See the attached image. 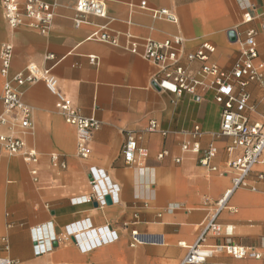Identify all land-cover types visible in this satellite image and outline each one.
<instances>
[{
	"label": "crops",
	"instance_id": "1",
	"mask_svg": "<svg viewBox=\"0 0 264 264\" xmlns=\"http://www.w3.org/2000/svg\"><path fill=\"white\" fill-rule=\"evenodd\" d=\"M140 1L106 0V17L87 15L75 26L76 0H56L53 21L41 33L26 27L11 29L0 0V58L3 44L13 47L6 76L0 59V114L4 82L33 61L53 66L59 91L83 116L93 115L100 123L91 134L89 155L83 158L76 153L75 127L59 114L46 84L12 82L30 108V130L22 135V150L34 149L37 155L34 163L26 162L20 153L7 154L0 146V256L10 257L14 264H180L214 213L216 200L231 188L230 174L220 170L241 150L229 154L231 139L217 133L221 115L213 91L199 87L203 99L196 101L188 94L175 97L154 89L149 79L157 66L137 53L145 38L163 41L179 35L182 54L193 53L206 41L215 47L209 61L230 70L242 46L229 40L228 31L233 29L242 38L253 29L258 52L254 60L263 65L264 74V29L256 17L264 11V0H243L253 5L254 18L248 23L242 22L240 0H143L145 7ZM149 9H167L177 22L153 18ZM103 25L118 35L120 44L131 35L138 44L136 53L88 38ZM49 53L53 58L45 60ZM180 61L192 72L202 65L184 56ZM246 91L250 98L244 114L250 121L264 122L262 82H249ZM152 121L156 129L149 130ZM196 124L202 133L201 148L216 146L211 161L215 171L198 163V153L181 150ZM7 131L0 127V132ZM127 133L147 153L138 164L127 165L121 153ZM91 169L106 176L97 191L90 184ZM246 183L234 189L227 207L216 213L215 222L231 225V235L208 233L203 245L213 248L231 241L254 247L261 256L233 258L218 251L201 264H264V160L253 166ZM109 185L117 191L109 190ZM107 194L111 201L102 205L99 198ZM78 223L85 229L110 227L117 237L89 249L90 232L83 230L75 237L67 233L78 230ZM132 229L139 234V243L133 246ZM35 236L42 237L45 246L53 236L58 241L51 251L37 255Z\"/></svg>",
	"mask_w": 264,
	"mask_h": 264
},
{
	"label": "built area",
	"instance_id": "2",
	"mask_svg": "<svg viewBox=\"0 0 264 264\" xmlns=\"http://www.w3.org/2000/svg\"><path fill=\"white\" fill-rule=\"evenodd\" d=\"M55 1L56 0H1L4 16L8 26L12 28L26 27L38 30L41 33H46L55 16ZM139 5L145 7V1H140ZM240 8L242 9V22L254 18L251 12L253 5L249 1L240 0ZM74 9L77 16L73 23L79 26L84 22L87 15H93L98 18L106 17V0H76ZM153 18H161L172 23L177 22V16L167 9H149ZM264 29V11L256 15ZM229 40H237L241 43L242 49L239 56L235 59L230 70L220 68L216 63L209 61V56L215 50L213 44L206 41L202 42L200 47L193 53L182 54V37L175 35L163 41H155L149 38L142 40V50L137 53L144 59L152 62L157 66V70L150 76V85L157 90H166L179 97L182 94H188L194 100L203 99L198 94V88H209L213 91L215 101L220 105V123L218 135L229 137L231 143L226 147L229 154L234 153V149L239 148L241 152L229 160L226 165L220 170L223 174H230L231 188L226 190L224 194L216 200L214 213L204 223V228L199 235L195 244L188 246L187 254L181 259L180 264H201L210 255L218 251L225 252L233 258L244 257H260L261 254L254 248L244 246L233 242H224L217 244L213 248L205 247L203 241L208 233L217 236L223 233L225 236H230L232 226L215 222L216 213L222 208H226V201L234 189L246 187V179L253 170V166L264 160V122L250 121L244 112L249 109V94L246 87L249 82L258 80L262 82L264 90V74L263 65L255 63V58L258 55L257 41H255V31L249 29L244 37L239 38L235 30L230 29L227 33ZM120 44L118 35L107 28L105 25L95 29L89 35V39L100 43L110 44L125 50L136 53L138 44L131 41ZM13 47L9 44L1 46V73L6 76L11 67ZM189 61L197 59L202 62L201 67L192 72L188 70L180 61L182 57ZM53 58L49 53L45 56V60ZM91 61L96 60L95 57H89ZM52 67H41L31 61L26 64L23 71L15 73L11 80L4 82L3 91L1 94V102H3V112L0 114V127H6L7 132H0V146L7 154L20 153L23 160L32 162L37 160L36 151L34 149L22 150L25 147V141L22 135L30 130V108L21 99V95L16 87L12 84L14 81L18 85L26 82L32 83L38 80L44 82L47 88L55 95V106L59 114L63 117L66 123H70L75 127L77 142L76 153L83 158L88 157L90 150L89 143L92 138V132L99 127V120L93 116H83L74 106L72 100L66 98L58 88L57 78L52 72ZM264 114V112H263ZM149 130L156 129V122L152 121L148 127ZM163 134L166 131H162ZM190 140L184 141L181 144L183 152L198 153V163L211 170H217V167L211 164L212 159L216 154V146L212 143L208 144L204 149L200 145V137L202 136L198 124L193 126L188 132ZM126 138L121 147L124 161L127 165L138 164V159L146 155L144 148H139L137 139L131 133L126 134ZM22 150V151H21ZM161 152L158 157L164 155ZM180 157L175 161L179 162ZM90 184L96 190L97 184L106 179L104 172L101 170L91 169ZM34 174V171H32ZM262 178V174L258 175ZM109 190L116 192L115 185H109ZM97 191V190H96ZM94 195H91L93 198ZM97 199V198H96ZM99 202L104 205V196H100ZM78 230L67 229L69 236H74L83 230L90 232L91 238L87 242V248L101 245L113 240L117 237V233L110 227L93 228L90 225L84 228L82 223L76 224ZM130 244L136 245L139 243V234L132 229L130 233ZM4 247L8 249L6 238H2ZM58 239L53 236L45 246L43 238L35 236L33 246L35 254H43L49 252L53 248V244ZM0 264H14V261L8 256H0Z\"/></svg>",
	"mask_w": 264,
	"mask_h": 264
},
{
	"label": "water",
	"instance_id": "3",
	"mask_svg": "<svg viewBox=\"0 0 264 264\" xmlns=\"http://www.w3.org/2000/svg\"><path fill=\"white\" fill-rule=\"evenodd\" d=\"M104 199L106 203H109L111 201V198L108 194L104 197Z\"/></svg>",
	"mask_w": 264,
	"mask_h": 264
}]
</instances>
